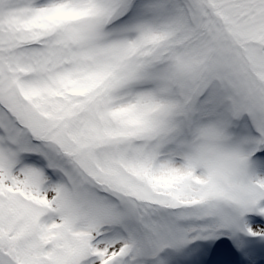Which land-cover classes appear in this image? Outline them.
Masks as SVG:
<instances>
[{
  "label": "snow or ice",
  "instance_id": "6c2138e0",
  "mask_svg": "<svg viewBox=\"0 0 264 264\" xmlns=\"http://www.w3.org/2000/svg\"><path fill=\"white\" fill-rule=\"evenodd\" d=\"M0 264H264V0H0Z\"/></svg>",
  "mask_w": 264,
  "mask_h": 264
}]
</instances>
